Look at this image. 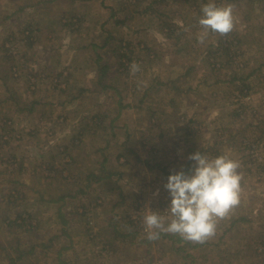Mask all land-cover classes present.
<instances>
[{
  "label": "rangeland",
  "instance_id": "obj_1",
  "mask_svg": "<svg viewBox=\"0 0 264 264\" xmlns=\"http://www.w3.org/2000/svg\"><path fill=\"white\" fill-rule=\"evenodd\" d=\"M4 1L47 19L36 36L0 11V264H264V0H212L234 5L225 36L198 24L210 0H94L61 18ZM198 151L240 163L239 206L202 244L147 240V208L166 215L167 177Z\"/></svg>",
  "mask_w": 264,
  "mask_h": 264
},
{
  "label": "clouds",
  "instance_id": "obj_2",
  "mask_svg": "<svg viewBox=\"0 0 264 264\" xmlns=\"http://www.w3.org/2000/svg\"><path fill=\"white\" fill-rule=\"evenodd\" d=\"M233 10L231 3L217 6L210 0L202 5L198 24L205 35L212 32L225 36L235 26ZM130 70L135 74L140 68L133 63ZM188 159L194 162L190 172L176 171L164 184L170 197L166 215L147 208L143 216L149 241L167 233L202 244L215 235L218 222L227 218L241 202L242 175L237 160L228 155L209 157L200 151Z\"/></svg>",
  "mask_w": 264,
  "mask_h": 264
},
{
  "label": "crops",
  "instance_id": "obj_3",
  "mask_svg": "<svg viewBox=\"0 0 264 264\" xmlns=\"http://www.w3.org/2000/svg\"><path fill=\"white\" fill-rule=\"evenodd\" d=\"M94 0H42L41 2H45L46 4V6L47 5H55V9L57 10V12H56V17H54V18H61V17H63V16H66L68 13L69 14H72L71 16H74V14H76V12L74 13V10H77L78 11V9L79 8H81L82 6H84V4H89V3H91V2H93ZM2 2V1H1ZM0 2V4L2 5V3ZM153 2H151L150 4H152ZM7 6V9H5V8H3V7H0V11H1V13H4V11H6V13H4V17L6 18L7 16H8V14H7V12H10L9 13V15H11V16H16L17 14H18V18H20L21 16H24V15H29L30 16V21H29V23H30V29H32V30H34L35 32H36V36H37V34H38V32L41 30L40 29V26L41 25H39V23L41 22V21H45L46 19H47V15H40V17H39V19L36 17L37 15H38V12L40 11V8L39 7H37V6H34V5H32V6H29V7H27V8H22V7H15V6H12L11 5V3H8V4H6L5 3V1L3 0V6ZM94 6H96V5H94V4H91L90 5V7L91 8H93L94 9ZM60 7H63V8H65L64 10L63 9H59ZM99 7H100V5H99ZM149 7V6H148ZM98 8V7H97ZM104 10V9H103ZM97 11V10H96ZM105 11V10H104ZM99 12V11H98ZM103 12V11H102ZM144 12H146V11H144ZM142 13V12H141ZM75 17H80V15H77V16H75ZM49 18H52V17H49ZM33 19H35L34 20V23H32V21H33ZM79 21H80V19H79ZM0 22H1V20H0ZM32 24V25H31ZM44 24H46V23H44ZM103 22H101V23H99V25H97L96 26V28L97 29H99V28H104L105 26H103ZM69 34L70 35H72L70 38H71V41L72 40H74V38H75V36H74V32H69ZM83 34V31H81V33H80V35L79 36H81ZM70 38L68 39V41H70ZM105 42V41H104ZM103 42V43H104ZM29 49L30 50H37V49H41V45L40 44H38V43H35V44H33V45H30L29 46ZM69 49L70 50H73V52H75V50L77 49L76 47H69ZM1 63H3V62H1ZM48 64L49 63H47V62H42L39 66H40V69H41V72H42V74L44 75L45 74V72H47L46 71V67L48 66ZM0 73H2V71H0ZM3 73H4V71H3ZM48 74L46 73L45 74V76H47ZM100 77H103V75L101 74V75H99ZM68 78V77H67ZM69 79V78H68ZM0 81H2V77L0 76ZM97 83L98 84H100L101 86H103V87H105V88H108V87H106L107 85H102V83H101V80H100V78L97 80ZM64 85H65V89H64V91H62V92H66V93H69V89H70V86L68 85V83L67 82H65L64 83ZM66 86H67V88H66ZM82 89L84 90V92H88L86 89H84V87H82ZM82 89H79L78 91L81 93L82 92ZM16 95H18L17 93H16ZM37 103V102H36ZM36 103H34L33 105H36ZM33 105L28 109V113H32L33 112ZM22 110V109H21ZM104 116H101L100 115V119H99V121H101L102 120V118H103ZM113 121H111V123H112ZM86 142V141H85ZM77 142H75V144H76ZM80 147H84L83 145H80ZM106 148H107V146L105 145L104 147H103V154L105 155V157H104V159L106 158V161L108 162L113 156H112V153H111V149H110V151H108V150H106ZM81 150V149H80ZM82 152H87V150H81ZM79 152V151H78ZM107 154H110V155H107ZM121 162V161H120ZM111 168V167H110ZM112 169V168H111ZM113 170V169H112ZM94 172L93 171H90V172H88L87 173V175H86V177H88V176H90L91 178H95V176H98V175H95V174H93ZM108 174V176L107 177H109V176H112V174L113 173H115V172H112V171H110V173L109 172H107ZM21 187H23V186H21Z\"/></svg>",
  "mask_w": 264,
  "mask_h": 264
}]
</instances>
